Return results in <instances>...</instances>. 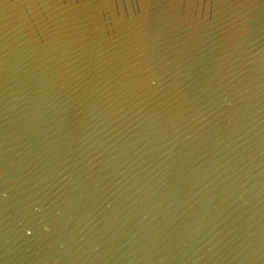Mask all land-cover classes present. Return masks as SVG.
Returning a JSON list of instances; mask_svg holds the SVG:
<instances>
[{"label": "water", "instance_id": "1", "mask_svg": "<svg viewBox=\"0 0 264 264\" xmlns=\"http://www.w3.org/2000/svg\"><path fill=\"white\" fill-rule=\"evenodd\" d=\"M0 264H264V0H0Z\"/></svg>", "mask_w": 264, "mask_h": 264}]
</instances>
